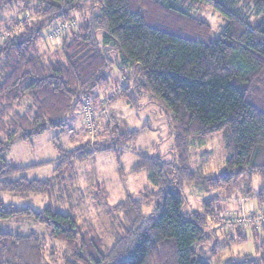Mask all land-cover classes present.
Returning <instances> with one entry per match:
<instances>
[{
	"label": "trees",
	"instance_id": "1",
	"mask_svg": "<svg viewBox=\"0 0 264 264\" xmlns=\"http://www.w3.org/2000/svg\"><path fill=\"white\" fill-rule=\"evenodd\" d=\"M181 1L0 0V194L65 197L41 210L0 197V221L17 223L12 231L0 226V264H212L200 253L210 213L184 211V182L217 188L243 176L251 184L257 177L254 198L264 204V21L241 16L235 0H190L210 4L225 18L220 35L212 37L210 26L193 18ZM255 8L264 13V0ZM20 12L30 19L7 15ZM60 24L66 25L59 41L62 57L46 62L36 46L44 40V28ZM112 67L120 74L116 98L136 105L147 97L163 110L175 152L170 160L136 153L129 173L146 172L150 183L141 197L127 191L109 205L104 186L91 184L93 198L106 206L103 236L92 223L80 221L77 202L63 194V171L97 152L122 153L139 129L109 125L106 139L58 146L54 159L27 166L7 155L17 139L30 142L48 129L57 130L56 139L61 136L82 97L96 99L115 87L109 85ZM216 133L226 152L224 168L213 175L192 170L189 142L202 143ZM49 164L55 166L48 178L23 174ZM122 169L118 160L117 173ZM227 237L228 245L249 240L240 230ZM252 239L255 255L224 264H264V225Z\"/></svg>",
	"mask_w": 264,
	"mask_h": 264
},
{
	"label": "rangeland",
	"instance_id": "2",
	"mask_svg": "<svg viewBox=\"0 0 264 264\" xmlns=\"http://www.w3.org/2000/svg\"><path fill=\"white\" fill-rule=\"evenodd\" d=\"M240 15L250 22L264 21V13L256 10L258 0H235ZM179 5L195 19L210 26L212 37L219 36L226 24L225 18L210 4H196L190 0H184ZM18 17L17 21L23 22L30 19L29 14L12 13ZM70 23L71 19L66 20ZM68 25V24H67ZM71 25V24H70ZM49 27L44 28V40L36 46L37 53L46 62L60 60V39L51 38ZM1 40V38H0ZM110 80L115 85L102 91L95 99L84 96L80 106L71 116L64 132L57 139V130L48 129L30 142L16 140L8 152L9 161L18 166H27L44 160L54 159L57 156L58 146L66 149L74 148L85 141L94 143L98 138L108 137L103 130L106 127L117 126L121 131L139 129L138 135L122 147V153L97 152L84 162H73L70 168H65V185L63 194L72 195V202H77L76 211L80 221L92 223L103 236L106 234L108 217L106 206L97 203L90 189L96 180L106 189L107 203H116L125 192L141 197L142 191L150 183L146 172L131 174L129 168L136 160V153L147 151L149 154H157L170 160L174 155V136L171 134L167 116L155 103L149 102L143 97L136 105H129L124 100L116 98L120 93V74L112 67L109 72ZM122 79V78H121ZM121 81V80H120ZM116 82V84H113ZM188 164L192 170L206 175H213L224 168L226 152L221 133L208 137L202 143L189 142ZM118 160L123 167V174L117 173ZM54 164L27 169L23 174L29 179H45L52 175ZM243 176L227 187H200L194 183L184 182L183 194L185 198L184 211H205L210 213L205 226L206 243L201 246V256H206L212 264H224L228 260L241 259L245 255H255L256 247L252 236L255 231L264 225V204H257L254 193L259 188V179L254 177L251 184ZM247 183V184H246ZM148 189V187H147ZM54 195L52 199L46 196L30 195L20 198L3 192L0 197L6 203L17 205L29 204L37 210H41L50 201L56 202L62 197ZM105 195L104 191L102 192ZM70 195V196H68ZM211 198L209 205H204V200ZM105 197L101 200L103 201ZM67 200V198H66ZM153 207V202L144 207L145 215H148ZM66 209L67 205L62 206ZM17 223L0 221L2 229L12 231L17 228ZM23 231L26 226L18 223ZM240 230L247 235L249 240L245 244L229 245L226 242L227 234L236 235ZM228 232V233H226ZM263 249H260V253Z\"/></svg>",
	"mask_w": 264,
	"mask_h": 264
},
{
	"label": "built area",
	"instance_id": "3",
	"mask_svg": "<svg viewBox=\"0 0 264 264\" xmlns=\"http://www.w3.org/2000/svg\"><path fill=\"white\" fill-rule=\"evenodd\" d=\"M65 29H66L65 24H60V25L56 26V28L53 29L50 33L51 38L60 39V37L63 34V32L65 31Z\"/></svg>",
	"mask_w": 264,
	"mask_h": 264
}]
</instances>
